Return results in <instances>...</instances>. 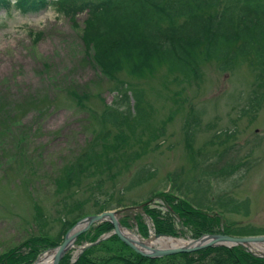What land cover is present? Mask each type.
Segmentation results:
<instances>
[{
    "label": "rangeland",
    "instance_id": "rangeland-1",
    "mask_svg": "<svg viewBox=\"0 0 264 264\" xmlns=\"http://www.w3.org/2000/svg\"><path fill=\"white\" fill-rule=\"evenodd\" d=\"M222 1L220 9L227 6ZM236 8L232 14L246 19L226 29L223 39L236 38L246 51L250 26L264 34V0H239ZM0 13L11 21L0 23V112L19 119L9 130L25 139L17 144L0 135V254L41 230L56 237L61 219L72 210L78 215L73 208L80 204L85 217L103 203L121 206L112 211H119L118 220L126 216L128 230L137 235L135 216H141L151 231L139 237L150 240L152 223L140 205L165 214L169 208L159 196L168 191L202 209L219 210V201L228 202L230 221L264 229V85L253 57H238L225 70L218 60H204L197 76L160 67L140 77L120 72L112 80L82 40L87 13L74 21L52 7L32 14ZM118 81L142 90L147 103L145 122L133 133L101 118L116 100ZM255 97L262 99L258 108L252 107ZM107 134L128 137L127 146L108 155L114 158L112 167L57 192L55 179L63 167L85 152L93 137L99 143ZM173 221L185 234L177 239L188 243L186 228L178 217ZM69 251L71 258L79 253L77 247Z\"/></svg>",
    "mask_w": 264,
    "mask_h": 264
},
{
    "label": "trees",
    "instance_id": "trees-1",
    "mask_svg": "<svg viewBox=\"0 0 264 264\" xmlns=\"http://www.w3.org/2000/svg\"><path fill=\"white\" fill-rule=\"evenodd\" d=\"M222 3V0H0V10L10 13L14 9L22 14H32L52 7L58 15L72 21L80 13H87L82 40L86 47L93 48L94 61L112 80H116V75L120 72L140 77L155 72L160 67H165L169 73L197 76L198 65L204 60H218L219 68L225 70L231 68L238 57H253L260 81L264 85V34L253 32L250 26V42L246 51L242 45L237 46L236 38L223 39L227 34L226 29H232L235 23L241 25L246 16L232 14L239 0H227V6L220 9ZM245 6L247 5H244V11L250 12ZM116 90V100L106 106L101 115L102 121L113 128L125 127L133 133L144 124L147 117L144 93L140 89L129 90L126 84L119 81ZM261 102V98L255 97L252 107L258 108ZM27 108L21 106V109ZM0 119V135L11 137L17 144L23 143V137L17 139L9 130L19 119L9 111H1ZM93 138L94 142H91L85 152L77 156L73 163L63 167L61 176L55 179L57 192L78 186L84 176L102 174L103 169H109L114 164V158L108 155L128 145L125 134L111 138L107 134L99 143ZM135 158L136 156L129 155L130 161ZM9 160L14 158L10 157ZM24 180L21 183L27 188L29 185ZM159 197H163L167 203V213L162 214L149 205L142 208L144 215L152 223L154 234L174 238L184 236V230L179 231L173 221L176 216L180 226L186 228L192 239L209 234L234 237L264 235V229L256 230L249 225L230 221L226 216L230 210L224 207L228 202L219 201V210L202 209L192 200L179 198L170 191L160 193ZM120 207L112 208L108 203H103L96 214ZM73 209H77L79 214L73 216L72 210L66 219H61V229L56 237L41 230L38 235L30 236L0 254V264H32L39 254L59 246L65 233L85 217L81 212V204L75 205ZM125 217L119 222L123 227L129 228ZM38 218L40 221L41 216ZM135 222L139 235L147 237L149 227L142 217L136 215ZM112 230L109 222H102L80 234L75 245L80 246L85 242L91 245L73 263L69 251L60 264H169L172 261H179L178 264H264V258L255 257L239 246H217L189 254L147 259L124 245L111 234ZM108 234L109 237L102 239V236ZM98 252L101 253L94 256Z\"/></svg>",
    "mask_w": 264,
    "mask_h": 264
},
{
    "label": "water",
    "instance_id": "water-1",
    "mask_svg": "<svg viewBox=\"0 0 264 264\" xmlns=\"http://www.w3.org/2000/svg\"><path fill=\"white\" fill-rule=\"evenodd\" d=\"M118 213L119 211H104L100 214L87 216L82 220L78 221L72 228H70L66 232L62 243L58 247L50 250V251H55L52 259V264H60L64 255L71 248L75 247L74 242L76 238L80 234L88 231L92 225L102 222H109L113 227L112 230L113 235H115L124 245L130 248L137 255L148 259H157V258H162L177 254H189L206 248L217 247V246H224L228 248L236 247V246L243 247L253 256L264 258V252H260L259 250L257 251L252 249L254 246L257 249L264 246V235L246 236V237H233L223 234L203 235L197 240L191 241L187 245L180 246L178 248L149 249L147 251H143L138 246H136L129 238H127L120 232V228L123 227L121 226L118 218H116ZM78 226H80V228H78ZM159 236H165V235L162 234L155 235V237H159ZM90 245L82 246L79 247L78 249L80 252H82L85 248L89 247ZM36 262L37 260L33 264H35Z\"/></svg>",
    "mask_w": 264,
    "mask_h": 264
},
{
    "label": "bare ground",
    "instance_id": "bare-ground-1",
    "mask_svg": "<svg viewBox=\"0 0 264 264\" xmlns=\"http://www.w3.org/2000/svg\"><path fill=\"white\" fill-rule=\"evenodd\" d=\"M117 218V217H116ZM80 228V226H78ZM120 232L129 238L136 246H138L141 250L147 251L149 249H165V248H178L180 246L187 245L186 242L182 239H177L170 236H159L155 237L151 233L150 240L144 241L139 235L135 232L130 231L128 229L120 228ZM253 250H259L260 252H264L263 247L261 249H257L255 246L252 248ZM55 251H47L42 253L35 264H52V259Z\"/></svg>",
    "mask_w": 264,
    "mask_h": 264
},
{
    "label": "clouds",
    "instance_id": "clouds-1",
    "mask_svg": "<svg viewBox=\"0 0 264 264\" xmlns=\"http://www.w3.org/2000/svg\"><path fill=\"white\" fill-rule=\"evenodd\" d=\"M16 19V17H12V21H14ZM0 23H5V24H10L11 21L9 20V17L7 16V14L4 13H0Z\"/></svg>",
    "mask_w": 264,
    "mask_h": 264
}]
</instances>
